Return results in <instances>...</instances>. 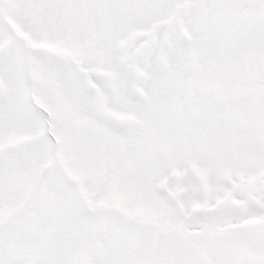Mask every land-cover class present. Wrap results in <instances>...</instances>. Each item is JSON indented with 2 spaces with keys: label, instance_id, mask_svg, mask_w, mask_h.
<instances>
[{
  "label": "snow or ice",
  "instance_id": "6c2138e0",
  "mask_svg": "<svg viewBox=\"0 0 264 264\" xmlns=\"http://www.w3.org/2000/svg\"><path fill=\"white\" fill-rule=\"evenodd\" d=\"M0 264H264V0H0Z\"/></svg>",
  "mask_w": 264,
  "mask_h": 264
}]
</instances>
